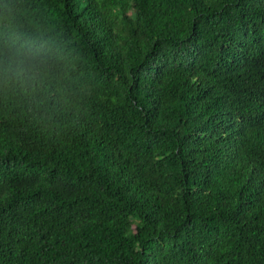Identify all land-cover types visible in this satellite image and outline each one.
<instances>
[{"label":"trees","instance_id":"1","mask_svg":"<svg viewBox=\"0 0 264 264\" xmlns=\"http://www.w3.org/2000/svg\"><path fill=\"white\" fill-rule=\"evenodd\" d=\"M78 89L0 96V264H264V0H14Z\"/></svg>","mask_w":264,"mask_h":264},{"label":"clouds","instance_id":"2","mask_svg":"<svg viewBox=\"0 0 264 264\" xmlns=\"http://www.w3.org/2000/svg\"><path fill=\"white\" fill-rule=\"evenodd\" d=\"M77 89L56 38L14 0H0V96L50 115L70 110Z\"/></svg>","mask_w":264,"mask_h":264}]
</instances>
